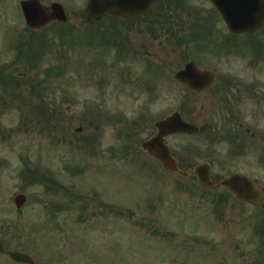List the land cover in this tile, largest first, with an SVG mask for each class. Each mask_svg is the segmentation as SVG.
Listing matches in <instances>:
<instances>
[{
	"label": "rangeland",
	"instance_id": "obj_1",
	"mask_svg": "<svg viewBox=\"0 0 264 264\" xmlns=\"http://www.w3.org/2000/svg\"><path fill=\"white\" fill-rule=\"evenodd\" d=\"M42 1L47 5L61 3L67 11L68 22L53 24L34 33L25 26L19 8L20 0H0V78L7 77L12 81L8 77L12 74L22 83V89L14 88L17 81L13 88L10 84L8 87L0 85V101L5 99L4 91L8 88L6 100L9 104L7 113L0 117V224H8L9 231L0 229V239L10 251L31 255L36 264H203L198 259L192 262L183 259L176 247L168 245L165 236L158 237L160 235L155 233L153 223L156 222L166 233L171 231L167 222L169 214L175 213L173 217L183 223L190 221L193 214L198 217L200 213L205 214L202 216L205 222L212 221L211 200L213 196L224 195L225 192L220 188L203 192L192 181H187L182 183L185 186L180 194H172L171 188L178 181L168 178L153 161L140 157L136 150H131L124 160L121 150L127 143L118 136L116 118L137 121L148 117L153 126L157 120L179 111L188 122L200 126V96H190L175 85V73L188 60H195L200 68L220 70L223 74L234 71L238 64L243 70L247 59H240L241 64L235 53L226 56L225 50H222L224 45L220 43L223 40H216L217 45L212 44L211 47L206 41L199 49L195 44L185 57L181 55L183 52L180 54L174 49V45L170 47L172 52L162 46V43H167L168 36L151 42L148 35L135 34L131 40L135 42L133 47L140 52L138 59L125 60L123 55L118 56L115 49H110L109 55L104 54L96 51L93 45L105 48V44L83 39L88 31L84 13L88 0ZM179 13L173 21H178V16L182 17ZM209 18L211 22L206 25L205 31L211 32L216 29L218 20L216 17L215 20ZM109 27L110 23L104 21L100 30H108ZM218 27L217 32L223 39L220 32L222 26ZM242 42L248 41L240 39L236 49L243 46ZM257 50H263L259 43ZM158 54L160 61L156 59ZM149 59L165 69L163 78L157 80L154 93L142 87L143 81L138 82L146 74L145 61ZM15 62L17 64L13 65ZM57 63L60 67L56 66ZM18 89L22 97H11L12 92L15 94ZM24 91L28 94L25 98ZM41 107L43 110H40ZM54 112L57 115L55 122ZM105 113L114 125L106 123ZM29 116L38 119L41 131L36 129L14 134V126L20 122L18 118ZM79 128L81 133H77ZM218 135L219 131H208L206 135L196 137L175 136L167 143L176 156L184 153L191 170L207 162L206 159L210 160L214 165V177L219 180L240 169L264 176V167L256 162L250 163L247 157L235 163H222L228 160L217 152L223 144H214ZM146 137L147 134H143L141 140ZM243 138L245 148L257 145L250 136L244 135ZM240 140L242 142V136ZM23 158L28 159L31 167L55 172L60 185L76 195L69 212L56 215L55 219L49 216L52 214L49 207L53 203H70L69 194L62 192L64 197L60 199L58 194H47L49 191L42 179L26 172ZM157 175L166 177L162 184L169 185V194L168 188L161 186L163 197L157 212L146 214L140 199L145 197L153 201V198L136 189L143 187V182H151V176ZM19 192L28 198L21 211L13 203L14 194ZM145 192L149 193V190L145 189ZM104 195L109 199L108 209L101 206ZM92 198L97 199L96 205L101 213L93 207L96 205H83L87 201L90 203ZM124 199L135 205L120 215L116 210L123 206L121 200ZM88 209H96L97 212L91 215L87 213ZM134 210L135 214H132ZM224 216L221 231L227 233L231 231L232 218L237 213L227 210ZM171 226L178 229L182 224ZM209 228L204 227L205 234L210 233L207 232ZM187 230H193V227ZM220 235L217 234L215 240ZM261 243L247 242L242 238L234 258L224 259L221 256L218 257L219 262L246 264L247 260L263 261L264 245ZM174 250L176 253L173 255ZM231 252L229 246L224 249L225 254ZM208 254L213 255V251ZM209 261L214 263L212 256L204 259V264H213ZM10 263V259L0 258V264Z\"/></svg>",
	"mask_w": 264,
	"mask_h": 264
},
{
	"label": "flooded vegetation",
	"instance_id": "obj_2",
	"mask_svg": "<svg viewBox=\"0 0 264 264\" xmlns=\"http://www.w3.org/2000/svg\"><path fill=\"white\" fill-rule=\"evenodd\" d=\"M161 1L167 5L172 2V0H159L158 3ZM193 1L196 0H186V2ZM199 1L203 6L213 7L210 0ZM196 5L198 6V4ZM187 6H194V3H189ZM242 37L248 38L250 45L255 48H252V53L248 56L243 70H240V64L234 71L227 73L222 74L220 70H217L215 86L199 93L201 102L200 130L201 135H206L208 131L220 132L214 144L223 143L217 152L228 162L222 163H235L247 157L250 163L256 162V164L264 167V26L258 32ZM257 43L262 45L263 50L260 52L257 50ZM244 135L250 136V139L256 141L257 145H250L251 148H245L243 146ZM249 177L261 191L262 202L259 206H252L237 200L229 193V198L232 201L228 202L227 199L221 205L219 196L218 207H215V220L217 234L220 233L221 235L217 238V243L222 241V212L226 211L223 205L227 203L231 205L229 210L237 213V216L232 218L233 226L231 229L233 227L239 228L242 234L244 229L248 228L251 238L260 237L264 240V176L252 174ZM212 180L217 183L214 190L218 187L222 188L219 185L221 181L219 178L214 177ZM224 235L228 237L227 243L234 246L236 239L232 237L231 231ZM203 236H205L204 233ZM193 242L197 245L201 244L198 239L193 240Z\"/></svg>",
	"mask_w": 264,
	"mask_h": 264
},
{
	"label": "water",
	"instance_id": "obj_3",
	"mask_svg": "<svg viewBox=\"0 0 264 264\" xmlns=\"http://www.w3.org/2000/svg\"><path fill=\"white\" fill-rule=\"evenodd\" d=\"M155 2L156 0H90L88 13L91 18L98 15H111L119 19L139 18L147 16ZM21 7L27 25L35 30L43 28L52 21L64 22L66 20L62 7L57 4L47 8L42 6L39 0H28L22 2ZM217 7L230 30L235 33L250 32L260 26L264 20V0H218ZM177 79L196 91L204 90L214 82V77L211 74L199 72L193 65L188 66L186 72L179 73ZM157 128L159 130L158 137L145 143L144 149L161 160L167 170L176 171V162L171 158L168 148L164 146V137L174 133L193 135L198 132V129L186 124L178 114L158 123ZM196 174L203 186H211L208 167H199ZM243 181H245L244 177L234 175L227 179L223 185L228 188H233L236 185L245 186L246 183ZM240 196L243 200L252 201L250 195L240 194ZM2 250L0 243V252ZM10 255L18 262H31L27 256L18 253H11Z\"/></svg>",
	"mask_w": 264,
	"mask_h": 264
}]
</instances>
